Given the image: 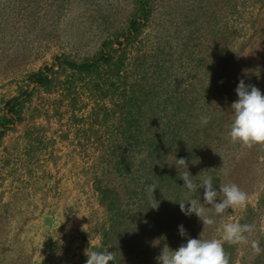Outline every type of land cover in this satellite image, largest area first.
Instances as JSON below:
<instances>
[{"label":"rangeland","instance_id":"obj_1","mask_svg":"<svg viewBox=\"0 0 264 264\" xmlns=\"http://www.w3.org/2000/svg\"><path fill=\"white\" fill-rule=\"evenodd\" d=\"M141 15L139 0H0V264H86L85 250L101 247L110 214L94 180L105 158L124 149L121 90L103 102L77 87L80 100L73 107L71 95L63 92L70 72L59 74L55 66L58 81L49 89L30 76L62 56L92 59L106 40L117 37L130 38L128 65L146 55L144 70L162 74L156 73L157 90L172 94L174 106L180 100L186 113L178 115L186 127L180 142L166 147L168 166L192 147L193 180L210 176L217 191L219 183H235L248 204L229 208L205 227L195 214L185 216L179 204L166 205L153 216L159 219L158 236L138 238L115 264H157L165 243L177 250L188 237L219 238L225 222L253 225L249 240L264 249V146L245 149L228 136L239 80L264 94V0H147L146 17ZM133 19H142L141 30L126 37ZM14 98L19 119L7 124V103ZM201 115L212 116L207 126L200 125ZM169 169L168 194L186 201L183 180L175 166ZM197 192L203 204L204 189ZM139 197L142 191L134 203ZM180 225L187 237L179 235ZM234 250L230 264H264V254L254 255L250 245Z\"/></svg>","mask_w":264,"mask_h":264},{"label":"trees","instance_id":"obj_2","mask_svg":"<svg viewBox=\"0 0 264 264\" xmlns=\"http://www.w3.org/2000/svg\"><path fill=\"white\" fill-rule=\"evenodd\" d=\"M139 2L142 7L141 16L146 17L147 0ZM141 21L142 19H133L130 22L126 37L139 34ZM129 39L123 42L118 37L106 40L94 58L82 62L70 60L65 56L56 58L55 64L46 66L30 76L33 84L49 89L58 81L55 66H58L59 74L70 72L67 88L63 92L64 95L67 93L71 95L70 102L73 107H77L80 100L78 92L74 95L77 87L82 88L83 93L94 99L99 95L103 102L109 100L110 93L121 90L118 94L120 109L124 114L121 125L124 149L122 155L119 153L105 158V166L101 173L96 174L94 180L99 202L110 214L109 224L104 229V240L96 251H105L106 247H110L107 251L114 252L116 261L126 256L127 247L132 246L138 238L152 237L151 233L158 236L156 225L159 219L153 218L155 212H160L166 205L173 207L178 204L176 202L184 200L181 199V195L174 199L168 194L172 187L173 170L169 169L168 156L165 153L168 143L172 141L173 145L175 143L173 141L178 139L176 140L178 144L181 140L180 135L186 130L184 122L178 117L179 113L185 111L180 100L174 106V96L167 90L164 92L157 90L154 84L157 79L156 73L162 74L160 71L144 70L146 55L135 56L130 66L128 65L127 62L131 60L128 56ZM154 59L153 65L156 66L159 62L157 55ZM128 69L132 70L134 75H129ZM125 70L126 74L122 75ZM18 102V98H14L7 103L11 111V116L5 120L7 124L19 119ZM162 112H170V117L164 116ZM96 116L98 118V114ZM107 118L108 113H105L104 122ZM140 147L145 158L140 157ZM190 148L179 156L189 158L188 166L195 155V150ZM173 161L175 162V159ZM141 173L145 176L140 177ZM111 176L113 178L109 180ZM153 184L157 186L154 197L159 201L158 210L148 209L149 198L146 189ZM140 191L143 192V197L141 199L139 197L138 203H134L138 193L140 196ZM170 199L174 201L169 204ZM160 231L163 232L162 229ZM224 247L231 260L236 249L226 243Z\"/></svg>","mask_w":264,"mask_h":264},{"label":"clouds","instance_id":"obj_3","mask_svg":"<svg viewBox=\"0 0 264 264\" xmlns=\"http://www.w3.org/2000/svg\"><path fill=\"white\" fill-rule=\"evenodd\" d=\"M238 99L231 104L233 119L230 124L228 136L231 143L239 144L242 148L251 149L254 146H264V94L255 85L246 84L240 79L235 89ZM220 109V108H219ZM221 110V109H220ZM222 112V110H221ZM212 120L211 115H201L200 125L207 126ZM175 166L179 179L183 180L187 191L186 202L181 200L180 211L187 217L195 216L205 226L216 224L215 216H223L229 208H244L248 204V195L235 183H219V191L213 184L212 177H205L199 182L193 180L188 171V163L185 158H175ZM204 189L203 204L200 202L197 190ZM156 185H149L146 189L149 198V208L158 210L159 201L154 197ZM196 198H193V197ZM219 199L220 202H216ZM190 205V207H186ZM211 213V215H210ZM254 226L240 224L239 222L221 223L218 229L219 238L199 239L187 238V242L181 244L177 250H172L167 243L164 244L160 254L155 257L157 264H230V256L225 251V243L229 246L250 245L254 255L264 254V249L257 240H249ZM179 235L187 237L186 229L179 226ZM160 239L166 240V237ZM159 240L153 242V246L159 244ZM86 264H115L114 252L96 251L89 248L85 250Z\"/></svg>","mask_w":264,"mask_h":264}]
</instances>
